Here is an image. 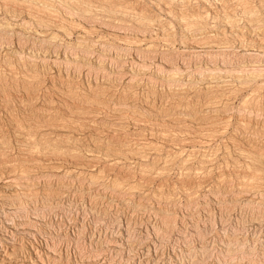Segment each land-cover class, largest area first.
I'll use <instances>...</instances> for the list:
<instances>
[{
  "label": "rangeland",
  "instance_id": "1",
  "mask_svg": "<svg viewBox=\"0 0 264 264\" xmlns=\"http://www.w3.org/2000/svg\"><path fill=\"white\" fill-rule=\"evenodd\" d=\"M261 40L264 0H0V264H264Z\"/></svg>",
  "mask_w": 264,
  "mask_h": 264
},
{
  "label": "bare ground",
  "instance_id": "2",
  "mask_svg": "<svg viewBox=\"0 0 264 264\" xmlns=\"http://www.w3.org/2000/svg\"><path fill=\"white\" fill-rule=\"evenodd\" d=\"M241 1V0H240ZM42 3V2H41ZM75 3V2H74ZM227 4V3H226ZM43 5V4H42ZM227 7V6H226ZM246 7V6H245ZM6 10V9H5ZM202 19V18H201ZM255 21V20H254ZM261 38V37H260ZM263 39V38H262ZM262 42H264V40H261ZM211 44V43H210ZM26 77V76H25ZM178 77V76H177ZM127 93V92H126ZM70 94V93H69ZM79 94V93H78ZM136 97V96H135ZM98 102V101H97ZM218 102V101H217ZM177 103V102H176ZM217 105V104H216ZM164 107V106H163ZM188 110V109H187ZM74 111V110H73ZM75 112V111H74ZM84 114V113H83ZM89 115V114H88ZM212 122V121H211ZM214 124V123H213ZM121 130V129H120ZM33 137V136H32ZM212 137V136H211ZM43 139V138H42ZM7 145V144H6ZM39 145V144H38ZM54 148V147H53ZM186 149V148H185ZM36 152V151H35ZM144 152V151H143ZM41 153V152H40ZM195 153V152H194ZM138 154V153H137ZM212 155V154H211ZM78 157V156H77ZM189 160V159H188ZM251 160V159H250ZM201 161V160H200ZM209 163V162H208ZM122 167V166H121ZM256 167V166H255ZM147 170V169H146ZM167 170V169H166ZM198 172V171H197ZM196 172V173H197ZM258 173V172H257ZM211 175V174H210ZM197 176V175H196ZM251 179V178H250ZM185 181V180H184ZM199 181V180H198ZM201 181V180H200ZM119 188V187H118ZM168 194V193H167ZM257 195V194H256ZM14 223V222H13ZM22 227V226H21ZM27 232V231H26ZM13 233V232H12ZM14 234V233H13ZM30 234V233H29ZM13 236V235H12ZM178 237V236H177ZM126 239V238H125ZM240 240V239H239ZM16 242V241H15ZM32 245H34V244H32ZM8 246V245H7ZM35 246V245H34ZM177 246V245H176ZM256 247V246H255ZM32 248H33V246H32ZM36 248V247H35ZM35 248H34V250H35ZM38 248V247H37ZM231 248V247H230ZM29 250V249H28ZM27 250V251H28ZM42 251H43V248L41 249ZM208 250V249H207ZM37 251V250H36ZM40 251V249L38 250V252ZM202 251V250H201ZM32 252V251H31ZM48 251H46V253H47ZM122 252V251H121ZM193 252V251H192ZM237 252V251H236ZM5 253V252H4ZM6 253H9V252H7L6 251ZM37 252H35V254H36ZM41 253V252H40ZM39 253V254H40ZM2 254V253H1ZM10 254V253H9ZM44 254V253H43ZM48 254V253H47ZM7 255V254H6ZM13 255V254H12ZM26 255V254H25ZM45 255V254H44ZM44 255H42V256H44ZM51 255V254H50ZM189 255V254H188ZM17 256V255H16ZM24 256V255H23ZM32 256V255H31ZM41 256V255H40ZM41 256V257H42ZM61 256V255H60ZM71 256V255H70ZM9 257V256H8ZM51 257V256H50ZM49 257V258H50ZM62 257H63V255H62ZM10 258H12V256L10 257ZM15 258V257H14ZM18 258V257H17ZM44 258V257H43ZM56 258V257H55ZM57 258H58V256H57ZM66 258V257H65ZM64 257H63V259H65ZM67 262L66 261H64V262H58V260L60 261V259H58V260H55V261H53V263H46V259L44 260V259H39L40 260V262L41 263H39V264H74V263H72L71 262V260H70V258H69V254H68V256H67ZM13 259V258H12ZM25 259V258H24ZM33 259V258H32ZM37 259V258H36ZM72 259V258H71ZM76 259V258H75ZM27 260V259H26ZM49 260V259H48ZM91 259H87V261H90ZM193 260V259H192ZM6 261V260H5ZM19 261V260H18ZM22 261V260H21ZM29 261V260H28ZM33 261V260H32ZM36 261V260H35ZM50 261V260H49ZM78 261V260H77ZM81 261H84V260H82L81 259ZM34 262V261H33ZM21 263V262H20ZM76 263V262H75ZM78 263H79V261H78ZM199 263V262H198ZM2 264V263H1ZM3 264H6V263H3ZM13 264V263H12ZM34 264V263H33ZM80 264V263H79ZM91 264V263H90ZM190 264V263H189ZM228 264V263H227ZM229 264H232V263H229ZM243 264V263H242Z\"/></svg>",
  "mask_w": 264,
  "mask_h": 264
}]
</instances>
